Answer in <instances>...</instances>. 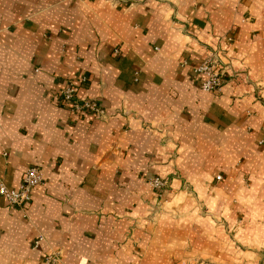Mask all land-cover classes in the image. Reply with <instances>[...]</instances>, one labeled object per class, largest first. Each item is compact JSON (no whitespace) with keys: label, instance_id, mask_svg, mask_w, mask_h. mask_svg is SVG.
I'll use <instances>...</instances> for the list:
<instances>
[{"label":"crops","instance_id":"obj_1","mask_svg":"<svg viewBox=\"0 0 264 264\" xmlns=\"http://www.w3.org/2000/svg\"><path fill=\"white\" fill-rule=\"evenodd\" d=\"M211 49L235 65L213 94L193 72ZM70 81L103 119L60 103ZM255 82L264 0H0V182L17 189L32 166L44 180L25 211L0 196V264H43L53 251L60 264H264ZM151 175L170 178L169 196L190 183L202 208L188 198L150 219ZM237 220L251 250L228 247Z\"/></svg>","mask_w":264,"mask_h":264},{"label":"built area","instance_id":"obj_2","mask_svg":"<svg viewBox=\"0 0 264 264\" xmlns=\"http://www.w3.org/2000/svg\"><path fill=\"white\" fill-rule=\"evenodd\" d=\"M183 65H186V63H183ZM193 72L200 77V88L204 92L215 93L221 89L226 67L222 64L218 54L213 51L199 65L193 68ZM80 83L85 84L86 78L82 77ZM77 89V84L73 81L68 82L59 93L58 100L60 103L76 116L88 115L103 119L105 117V112L101 106L94 100L77 99ZM220 178V176L216 177L218 180ZM165 184L166 182L159 177L149 180V185L154 190L163 189ZM43 185L44 180L40 168L32 166L24 173L17 189H10L0 182V196L4 198L9 206L25 210L26 206L31 201L32 190ZM43 241L44 239L42 236L37 237L34 242V248H38ZM57 253L59 252L53 251L50 255L45 256L46 264H58Z\"/></svg>","mask_w":264,"mask_h":264},{"label":"rangeland","instance_id":"obj_3","mask_svg":"<svg viewBox=\"0 0 264 264\" xmlns=\"http://www.w3.org/2000/svg\"><path fill=\"white\" fill-rule=\"evenodd\" d=\"M80 1H84V0H80ZM226 42L227 43H230L231 40L227 39ZM222 47H224V45ZM213 51H215L218 54V56L220 57V59L222 61V64L225 65V67H226V72H225V75L223 77V83H222V86H223L224 83L227 82L228 80L234 79L233 78L234 76L233 75L230 76L229 75V72L232 70V67L235 68V65H234V62H231V61H228L227 62L225 60V56L223 54V49H211L206 54L205 58L208 57L210 55V53H212ZM245 75L247 76V72H245ZM246 80H248V79H246ZM219 91H217V92H219ZM217 92H215V93H217ZM254 100L256 102L262 103L263 106H264V84H259L258 82H255V84H254ZM249 130L250 129L248 128L247 129V132H249ZM160 134L163 135L164 133L161 131ZM161 137H162L161 139L164 140V142L165 141H169V139H170L168 132L166 134H164V136H161ZM259 144L262 145V144H264V142L260 140L259 141ZM171 160H174V157L173 156H171ZM176 176L177 175L172 176V178L173 177L175 178ZM156 177H159V178L163 179L166 182L165 187L163 189H161V190H154L149 185V180H151L152 178H156ZM216 177L214 176L212 178L213 183L220 182L219 180L222 179V177H221L218 180V179H216ZM145 182H146L147 186L150 189H152L156 193V195L158 197L157 198L158 200H157L156 205H154L151 208L152 212H151L150 219L153 218L156 215H159V214H161L163 212H166L167 210H168L167 212H169V209L168 208L170 206V203L171 204H180L181 202H184V200H186L188 198H189V200H191V202L193 204H195V206H197L198 208L199 207L202 208L201 207V204H202V199H201L202 198V195H200V193H197L195 190H193V187L188 182L182 181L181 182V188H180V190L175 195H173V196H169L168 195L169 194V189H170V178L169 177H160V176H157V175H151V176H148L146 178V181ZM242 182H243V185H244L245 188H248L249 187L250 180H249V178L247 176H245L243 178ZM23 211H25V210H23ZM202 212L204 214L206 211H203L202 210ZM241 223L242 222L240 220H237L236 224H234L233 226L230 227L231 229L225 230L226 231L225 233L229 237V238L227 237L226 239H227V243H228V247H229L230 251L240 252V251H243V250H246V249L247 250H249V249L251 250L253 248V246H254L252 244V242H250V241L242 242V241H239V240H237L235 238V236H234V234H236L235 232H238L240 230H243V227H242ZM36 239L37 238H35L33 240L32 244H31V248L33 250H36L37 249V248H34V242H35ZM50 254H51V252L48 253V254H46L45 256H48ZM57 256H58V264H60L61 263V253L60 252L57 253ZM243 256L245 257L246 260H250V258H252L251 257L252 255H249V254H243ZM258 257L261 258L262 260H264V248L262 249V251L261 250L259 251ZM234 260H237V259H234ZM42 262H43V264H46L45 257L43 258ZM183 264H216V263L215 262H208V261H206L204 259H201V258L200 259L196 258V259H193V260L189 259L186 262H184Z\"/></svg>","mask_w":264,"mask_h":264}]
</instances>
